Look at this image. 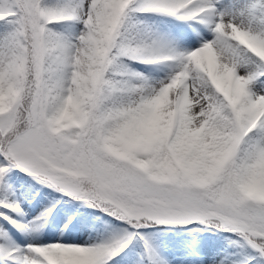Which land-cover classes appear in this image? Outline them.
<instances>
[{
    "label": "snow or ice",
    "instance_id": "6c2138e0",
    "mask_svg": "<svg viewBox=\"0 0 264 264\" xmlns=\"http://www.w3.org/2000/svg\"><path fill=\"white\" fill-rule=\"evenodd\" d=\"M0 264H264V0H0Z\"/></svg>",
    "mask_w": 264,
    "mask_h": 264
}]
</instances>
